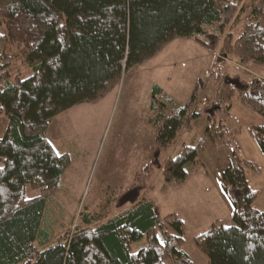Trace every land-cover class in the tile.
Returning <instances> with one entry per match:
<instances>
[{
	"label": "trees",
	"instance_id": "obj_1",
	"mask_svg": "<svg viewBox=\"0 0 264 264\" xmlns=\"http://www.w3.org/2000/svg\"><path fill=\"white\" fill-rule=\"evenodd\" d=\"M251 2V19L235 38L227 30L236 0H0V115L8 121L0 138V264H164L165 258L192 264L183 249V220L175 214L162 219L146 198L98 226L88 215L85 227L55 241L54 198L28 200L25 190L32 186L50 192L66 171L67 157L47 138L52 119L98 102L119 84L124 71L143 64L173 39L192 38L215 51L224 38L221 55L264 65V0ZM215 82L205 134L211 143L232 148L220 185L232 205L233 226L216 221L195 241L209 264H264V213L254 208L258 192L246 173L258 167L240 157L239 129L219 119L229 115L237 96L264 120V78L219 76ZM202 84L197 83L188 105L155 86L152 165L175 143L188 117H200L189 109ZM251 128L264 153V123ZM204 147L203 141L184 145L168 159L165 191L185 183L190 171L204 170L198 158Z\"/></svg>",
	"mask_w": 264,
	"mask_h": 264
},
{
	"label": "rangeland",
	"instance_id": "obj_2",
	"mask_svg": "<svg viewBox=\"0 0 264 264\" xmlns=\"http://www.w3.org/2000/svg\"><path fill=\"white\" fill-rule=\"evenodd\" d=\"M236 1L238 7L227 30L235 38L250 21L252 12V0ZM223 42L224 38L212 51L192 38H175L143 64L124 71L119 84L98 102L77 105L52 119L47 138L59 155L67 157L66 171L54 190L47 192L27 186L25 197L54 198L56 205L52 208H56L54 216L59 223L55 241L85 227L83 221L88 215L98 226L146 198L154 203L162 219L175 214L183 220L186 227L183 249L192 264H209L195 240L208 232L217 219L225 227L233 226L232 205L220 185L232 148L211 143L205 134L209 124L205 111L214 100L216 77L264 78V65L242 64L235 55H221ZM17 68L27 73L24 66L18 64ZM199 81L203 84L189 113L201 106L200 117L193 120L188 117L175 143L163 151L157 166L152 165L149 152L155 130L150 121L153 116L150 106L155 86L188 105ZM204 98L207 103L202 106ZM219 119L226 127L239 129L240 157L258 167L247 169L246 173L250 187L258 192L254 208L264 213V153L251 128L264 120L243 107L237 96L229 115H221ZM7 126L6 117L0 115V138ZM200 141L205 144L198 156L204 170L190 171L185 183L165 191V163L184 145L196 147ZM2 195L5 201L8 197ZM164 264L172 263L165 258Z\"/></svg>",
	"mask_w": 264,
	"mask_h": 264
},
{
	"label": "built area",
	"instance_id": "obj_3",
	"mask_svg": "<svg viewBox=\"0 0 264 264\" xmlns=\"http://www.w3.org/2000/svg\"><path fill=\"white\" fill-rule=\"evenodd\" d=\"M203 103L204 104H201L202 106L204 105H206V103H207V99H203ZM195 112H197V113H201L202 111H203V108L201 107V106H199L198 108H196V110H194Z\"/></svg>",
	"mask_w": 264,
	"mask_h": 264
},
{
	"label": "crops",
	"instance_id": "obj_4",
	"mask_svg": "<svg viewBox=\"0 0 264 264\" xmlns=\"http://www.w3.org/2000/svg\"><path fill=\"white\" fill-rule=\"evenodd\" d=\"M170 96H172V95H170ZM173 97V96H172ZM174 99H175V97H173ZM176 100H177V98H176ZM178 101V100H177ZM179 104H181V105H187L186 103L185 104H183V103H180V102H178ZM151 107V106H150ZM223 203H224V200H223ZM217 221H220V220H218L217 219Z\"/></svg>",
	"mask_w": 264,
	"mask_h": 264
}]
</instances>
